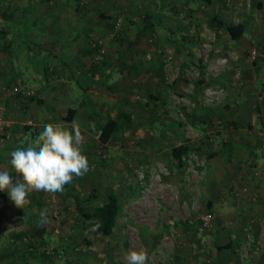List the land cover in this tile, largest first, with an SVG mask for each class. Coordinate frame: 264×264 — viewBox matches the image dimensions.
<instances>
[{"label": "rangeland", "instance_id": "obj_1", "mask_svg": "<svg viewBox=\"0 0 264 264\" xmlns=\"http://www.w3.org/2000/svg\"><path fill=\"white\" fill-rule=\"evenodd\" d=\"M3 3L8 4L7 1ZM155 5L157 3L153 1L138 8L143 12ZM203 5L204 9L199 12L198 17L200 27H195L189 38L194 43L185 44V39L180 36L181 29L173 26H153L133 37V32L138 30L142 22L141 15H138L139 19L136 16L135 23H139L135 25L137 28H128L123 33L122 24L128 12L127 6L121 0L120 3H115L117 9L109 21L111 28L105 37L96 39L98 42L95 41L94 46L97 45V52L100 54L134 53L128 61L132 65L128 69L137 70L131 72L134 75L129 77L135 79L130 87L135 94L131 95L132 100L125 104L127 106L118 107L125 114L121 117V127L107 143L99 145L92 140L90 149L82 148L83 151H91V155L83 153L89 161L90 170L82 178L74 177L62 192H36L34 203L26 205L24 209L4 203L9 198L0 197V256L14 244L8 234L18 230L29 233L31 226L40 217V212L46 209L47 233L43 235L45 244L39 251L45 249L51 253L47 254L49 257L31 258L27 264H126L124 256L130 250L145 251L148 254V264H205L208 260H214L213 250L226 239L222 229L216 231V213L222 211L224 206L219 201L217 185L225 177L224 169L218 162L231 164L233 167L234 164L243 162L242 149L251 147V150L254 148L258 151V132L264 127V0H220L211 6L209 3ZM212 15L223 23L243 21L246 24L241 37L243 69L234 54L220 60H187V64L178 69L172 58L174 45H180L185 50L192 49V52L203 56L212 48H219L226 54L235 50V42L228 40L223 29L211 20ZM160 38H167L162 42L164 45L159 44ZM20 46L26 49L25 45ZM252 50L255 52L253 58ZM143 51L156 52L161 58L159 63L165 81L170 82L178 70V77L184 81L181 84L183 88L177 87L180 95L170 85L164 86L165 90L162 88L164 97L161 108L155 107L154 98H146L145 101L141 95L143 89L139 72L156 63L150 54L147 60H138ZM195 56L198 57L196 54ZM44 57L43 53L34 58L16 57L15 62L21 71L38 72ZM122 67L121 65L120 68ZM252 68L256 70L251 73ZM240 69L249 74L241 85L237 81ZM150 71L142 72L145 74ZM154 72L149 74L152 79H156V76H151ZM220 73L225 77L228 75L225 87L218 85ZM115 76L114 73L111 81ZM198 79L207 81L209 85L200 88L196 84L193 87L192 81ZM16 80L21 82L20 78ZM12 84L14 83L3 82L0 86L8 87ZM151 91L155 93L154 89ZM116 107L114 106V110H117ZM187 110L192 114V122L183 119ZM1 111L5 113V110ZM225 112L228 113L226 116ZM254 112L259 114L256 123L251 120ZM4 113L2 117H5ZM209 115L214 118L209 120ZM202 119L207 120L202 123ZM177 121L182 122L177 124ZM227 121L236 122L239 126L233 128ZM177 138H187L197 145L205 139L208 144L191 150L187 157L184 156L183 166L179 168L170 155V148L178 142ZM226 150L228 161L220 155ZM209 153L213 154L210 160L215 165L208 164ZM258 155L264 159L261 150ZM258 174L257 171L256 175ZM91 190L96 193L94 205H101L106 201L110 192L118 197L120 209L110 235L100 236L93 231H88L86 235V231L74 225L73 200L86 197ZM209 199L210 207L207 202ZM204 213H209L211 220L208 227L201 229L199 217ZM243 237L239 245L243 247L234 250L231 259L241 261L251 259L254 255L251 237ZM254 242H257V247H262L264 235ZM217 251L216 258L221 256L224 260L226 254H219L220 250ZM8 261L3 256L0 264H9ZM18 261L23 264L21 258Z\"/></svg>", "mask_w": 264, "mask_h": 264}, {"label": "crops", "instance_id": "obj_2", "mask_svg": "<svg viewBox=\"0 0 264 264\" xmlns=\"http://www.w3.org/2000/svg\"><path fill=\"white\" fill-rule=\"evenodd\" d=\"M4 1L8 4H4ZM153 1L157 5L151 6L150 11L146 9L140 12L138 6ZM217 1L220 0H121V3L126 4L128 11L123 20L122 30L126 33L128 28H137L135 25L139 23H135L136 16L139 19L138 15H141L142 25L139 24V31L135 30L133 37L140 35L141 31L149 30L152 24L163 27L173 26L181 29V39H185L183 43L193 44L194 41H189V38L195 27H200L198 17L199 12L204 9L203 3H209L211 6ZM116 2L120 3V0H0V83H14L16 78H20V89L30 91L28 96L21 93L8 96L0 91V113H4L1 110H5L4 119L8 123V129L0 133V169L7 168L11 171L9 154L18 148L26 149L34 142L46 124L58 125L71 131L73 121L78 122L84 136L82 148L90 149L92 140L97 143L99 124L103 123L107 117L125 115L119 111L118 107L130 102L131 95L135 94L130 88L133 84L131 82L135 79L129 77L134 75L131 72H137V70L128 69H131L132 65L128 61L134 53L101 52L100 54L97 52V45L94 46L96 39L108 34L111 28L109 23L112 19L111 15L117 9L114 6ZM221 4L223 5L222 2ZM209 6L206 8L208 9ZM183 17H185L184 20H182ZM239 22L244 24L243 21ZM241 37L242 35L235 40L228 39L235 42V50L227 54L219 48H212L203 56L192 52V49L185 50L180 45H174L172 58L179 69L187 64L185 62L187 60H220L229 54L231 56L234 54L243 69ZM164 39L160 38V45H164L162 43ZM171 42L174 41L171 40ZM159 44L155 43V46L159 47ZM20 45H25L26 49L24 50ZM41 53L45 54V57L38 72L28 73L18 69V64L15 62L16 57L34 58ZM149 54L153 56L156 63L149 69L144 67L139 72L143 89L141 95L145 101L146 98H154L155 107L161 108L164 97L162 88L170 85L172 90L180 95L177 87L183 88L181 84L184 81L178 77L180 70L170 82L164 80L159 63L161 58L156 55V52L143 51L138 60H147ZM121 65L122 68H120ZM241 69L237 79L240 85L243 84V79L249 77L247 71ZM146 70L151 71L143 74L142 71L146 72ZM255 70L252 68L251 73ZM152 71L155 72L151 76H156V79L149 77ZM114 73L115 79L111 81ZM220 74L221 79H217L218 85L225 87L229 80L228 75L225 77L222 73ZM192 83L193 87L197 84L200 88L209 85L203 79L192 81ZM260 84L262 85V81ZM152 89L155 93H152ZM75 91L78 93L76 94ZM143 105H146V102H143ZM114 106H117V110H114ZM253 107L255 108L254 105ZM69 110L72 111L70 119H66ZM224 114L226 116L228 113ZM160 116H163L162 113ZM253 117L251 120L256 123L259 114L254 112ZM184 118L186 122H192L193 117L190 110L185 111ZM213 118V115L208 116L209 120ZM206 120L202 119L201 122L204 123ZM181 122L177 121V124ZM177 139L176 144L188 141L187 138ZM258 142L260 152V139ZM87 149L82 154L91 155V151ZM242 151H244L242 163H236L231 167V164L218 162L219 166L224 169L225 177L217 185L219 201L224 206H222V211L219 210V213H216L218 221L216 231L222 229L226 235V239L218 245L229 241V246L221 247L219 254L226 251L230 259L223 260L220 255V258H216L218 251L215 248L213 250L214 260H208L206 264H235L236 261L231 259V253L243 247L239 246L244 239L243 236L251 237L250 241L253 242L251 246L255 253L251 259L241 260L239 264H264V244L262 247H257V242H254L264 235V159L259 157L258 151L254 148L252 150L251 147L245 148ZM220 155L228 161L227 150ZM183 158L184 156L182 160ZM210 159H212L211 156L208 160ZM250 160H252L251 163H248ZM208 162H210L209 165L216 164L212 160ZM0 197H8L7 192H0ZM29 199V204L34 203V193L29 195ZM4 201V203L13 204L9 199ZM207 202H211V199ZM241 237L243 238L240 239Z\"/></svg>", "mask_w": 264, "mask_h": 264}, {"label": "clouds", "instance_id": "obj_3", "mask_svg": "<svg viewBox=\"0 0 264 264\" xmlns=\"http://www.w3.org/2000/svg\"><path fill=\"white\" fill-rule=\"evenodd\" d=\"M84 136L80 125L73 121L71 131L54 124L44 125L32 144L12 151L10 169H0V192L7 191L9 200L17 208L30 203L29 195L36 192L55 194L75 178H82L90 170L89 161L82 154ZM41 226L47 222V210L40 212ZM98 222L90 230L96 231ZM126 264H148V254L130 250L125 253Z\"/></svg>", "mask_w": 264, "mask_h": 264}, {"label": "trees", "instance_id": "obj_4", "mask_svg": "<svg viewBox=\"0 0 264 264\" xmlns=\"http://www.w3.org/2000/svg\"><path fill=\"white\" fill-rule=\"evenodd\" d=\"M211 20L218 23L217 26H220L224 33L232 40L238 39L244 32L245 27L243 23H223L214 15L212 16ZM152 27L153 24L150 25V29H152ZM71 112V110L68 111V116L66 119H70ZM227 124H230L233 128H237L239 126V124L236 122L227 121ZM97 127V144L100 145L107 143L111 136L121 127V116L107 117L104 122L99 124ZM207 144L208 142L205 139L201 141L199 145L190 141H181L180 143L171 146L170 155L175 161V165L180 168L183 166V156H186L191 150H197L203 145L205 146ZM211 155L213 154H208L209 157ZM95 196L96 193L91 190L86 197L81 199L76 198L73 200L74 225L81 230L86 231L90 230L94 223L98 222L100 227L94 232L100 236L110 235L112 233L113 227L116 224L120 209L118 197L116 194L110 192L106 196V201L101 203V205H94L93 199ZM208 204L210 207L211 203ZM49 218L50 217H48V219ZM45 233H47L45 230V223L41 226L40 217L31 226L29 233L24 230L11 231L9 235L14 240V244L4 255L0 256V260L4 256L9 259V264H20L18 259L21 258L22 263L27 264V262L34 257H37L38 259L49 257V255H47L43 250L39 251V248L45 244L43 239V235ZM8 244H10V242H8ZM227 246H229V241L223 245H216L215 248L220 250L221 247L227 248ZM222 252L227 254V259L225 256L224 260H229L230 258L228 253H226V251ZM235 261V264H239L237 259Z\"/></svg>", "mask_w": 264, "mask_h": 264}, {"label": "built area", "instance_id": "obj_5", "mask_svg": "<svg viewBox=\"0 0 264 264\" xmlns=\"http://www.w3.org/2000/svg\"><path fill=\"white\" fill-rule=\"evenodd\" d=\"M254 53H255L254 50H252L251 51V57L252 58L254 56ZM0 91L4 95H8V96H15V95L20 94V93L24 94V96L30 95V91L20 89L19 80H16L14 82V84H12L11 86H8V87L3 86V85L0 86ZM7 127H8V123L4 119V117H2V113H0V133L3 132V130ZM258 134H259V139H260V150H261V153L264 155V127L259 130ZM199 220H200V224H201V229H204L210 225L211 215L209 213H204V214L200 215ZM43 251L46 254L51 253V251H48L45 249H43Z\"/></svg>", "mask_w": 264, "mask_h": 264}]
</instances>
